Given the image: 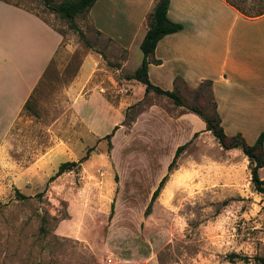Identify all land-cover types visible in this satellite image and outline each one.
<instances>
[{
  "label": "rangeland",
  "instance_id": "rangeland-1",
  "mask_svg": "<svg viewBox=\"0 0 264 264\" xmlns=\"http://www.w3.org/2000/svg\"><path fill=\"white\" fill-rule=\"evenodd\" d=\"M6 1L52 24L64 43L29 97L31 110L22 111L0 150V264H104L105 256L113 264H260L264 193L250 180L253 163L211 133L187 137L188 108L217 114L208 84L175 91L181 106L155 92L127 105L130 89L119 92L122 98L111 100V135L93 136L85 120L91 102L82 101L79 112L75 102L105 84L90 76L79 85L80 59L96 53L113 66L122 52L79 17L74 30L39 0ZM138 56L137 49L136 65ZM86 150V159L49 179L59 163L76 162ZM254 152L264 159V144ZM257 174L263 179L264 168Z\"/></svg>",
  "mask_w": 264,
  "mask_h": 264
},
{
  "label": "crops",
  "instance_id": "crops-1",
  "mask_svg": "<svg viewBox=\"0 0 264 264\" xmlns=\"http://www.w3.org/2000/svg\"><path fill=\"white\" fill-rule=\"evenodd\" d=\"M154 1L94 0L79 17L122 52L113 66L96 53L85 52L80 59L77 83L93 76L96 85L105 84L104 93L75 102L78 112L82 101L91 102L85 120L93 136L102 137L114 127L111 100L122 98L120 87L130 89L123 99L127 105L154 95L135 79L119 76L122 70L132 73L140 63L141 52L138 65L134 57ZM166 16L181 28L160 37L147 57L149 82L177 92L208 83L225 136L239 133L251 145L264 126V13L244 16L225 0H168ZM62 43L64 34L52 24L21 5L0 0V150ZM182 117L191 128L187 137L210 134L196 114Z\"/></svg>",
  "mask_w": 264,
  "mask_h": 264
},
{
  "label": "trees",
  "instance_id": "trees-1",
  "mask_svg": "<svg viewBox=\"0 0 264 264\" xmlns=\"http://www.w3.org/2000/svg\"><path fill=\"white\" fill-rule=\"evenodd\" d=\"M43 7L57 15L58 17L64 19L67 22L69 28L77 30L74 24L75 17H83L88 8L91 6L94 0H39ZM236 10H238L242 15L252 17L264 13V0H254L252 2L246 3L244 0H225ZM168 7V0H155L150 11L146 14V31L139 43V50L141 52V60L131 75L127 77L133 78L136 81L144 85V92L153 91L156 94L164 95L165 97L171 99L174 104L181 106V99L175 93V90H162L158 86L152 85L147 78V57L152 53L156 42L160 37L165 34L175 32L181 28V25L176 22L170 21L166 16V11ZM98 34V32H96ZM208 84V83H207ZM24 111H30L31 106L29 102V97L24 101L22 105ZM188 111L195 113L205 124V130L209 131L216 141L224 148L238 147L241 149L243 154L253 163L250 168V180L252 182L253 188L260 193H264V178H259L257 170L264 166V159L261 158V153H255L256 149L261 148L264 141V126L263 129L258 133L255 141L248 145L245 143L244 139L239 133L235 134L231 138H227L220 125V119L217 114L213 117H208L203 115L201 112L195 108H188ZM115 126L112 128V130ZM111 130V131H112ZM111 134L108 133L104 135V138H108ZM195 136V133L193 134ZM226 139H229L226 143ZM186 143L180 144L175 147L173 155L166 166V171L169 172L174 163L175 157L180 153V151L185 147ZM86 153L80 157L76 162L66 161L61 162L57 166L56 171L49 179L59 175L64 170L70 169L73 166H77L78 163L86 159ZM166 175L162 176L158 181L156 187L153 189L150 195L148 205L144 210V214L147 213L149 204L155 199L158 194L159 189L165 181ZM260 264H264V257L257 258Z\"/></svg>",
  "mask_w": 264,
  "mask_h": 264
},
{
  "label": "built area",
  "instance_id": "built-area-1",
  "mask_svg": "<svg viewBox=\"0 0 264 264\" xmlns=\"http://www.w3.org/2000/svg\"><path fill=\"white\" fill-rule=\"evenodd\" d=\"M98 91L99 92H104L105 89L103 87H99L98 88ZM126 91H127V88L126 87H120L119 88V92H126ZM113 263H114V260H113V258L111 256H105V258H104V264H113Z\"/></svg>",
  "mask_w": 264,
  "mask_h": 264
}]
</instances>
